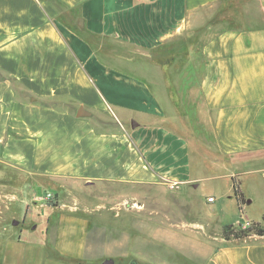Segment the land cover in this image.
I'll use <instances>...</instances> for the list:
<instances>
[{"label":"crops","instance_id":"obj_1","mask_svg":"<svg viewBox=\"0 0 264 264\" xmlns=\"http://www.w3.org/2000/svg\"><path fill=\"white\" fill-rule=\"evenodd\" d=\"M221 2L0 0V159L45 178L194 188L210 164L215 173L207 177L227 180L226 196L237 208L232 176L246 199L242 209L255 201L243 180L262 196L263 207L264 0H240L218 13ZM194 68L201 112L214 136V144L197 154L166 109L168 100L187 97L173 85L188 84ZM9 76L38 99L63 97L72 105L39 104L33 95L26 102ZM80 107L88 114L79 115ZM56 123L64 133L43 138ZM212 144L217 150L206 148ZM203 184L216 187L214 181ZM34 206L54 211L42 236L16 252L6 245L0 264H90L89 237L100 228L80 214L87 211L64 203ZM243 214L227 224L252 221L240 219ZM158 233L150 228L134 237L151 243L163 237ZM164 236L189 243L177 233ZM217 236L197 241L205 247L201 264H264V234ZM24 252L20 263L15 255Z\"/></svg>","mask_w":264,"mask_h":264},{"label":"rangeland","instance_id":"obj_2","mask_svg":"<svg viewBox=\"0 0 264 264\" xmlns=\"http://www.w3.org/2000/svg\"><path fill=\"white\" fill-rule=\"evenodd\" d=\"M239 3L240 0H232L231 3L222 0L216 9L218 13H226L234 5L238 7ZM164 55L171 56L169 52ZM196 70L194 68L190 72L188 84L178 82L173 85L178 93L187 91V97L168 100L170 104H166L168 113L177 117L176 122L180 130L190 139L194 154H197V151L203 153L204 146L208 143L214 144L209 117L201 112L203 108L195 82ZM8 81L16 88L17 96L24 101H30L29 96H34L15 78L9 76ZM33 101L39 104L45 102L55 107L72 105L70 99L63 97L42 100L34 96ZM131 123L129 121L127 125L130 126ZM54 126L52 129V125L50 128L46 127L43 138L54 140L58 138L59 131L64 133L63 124L61 130L58 129L57 123V129ZM54 130L57 131L56 134ZM213 144L206 148L217 150ZM208 166L202 174L199 186L194 188L191 185L178 187L166 183L134 184L113 180L92 184L68 177L45 178L26 171L19 164L0 159V260L6 245L11 252H16L18 247L28 245V240L42 236L41 230L46 225L47 218L53 217L54 211L44 207L37 209L35 203H64L76 205L79 210H86L87 212L80 214L92 219V222H89L91 227L100 228L94 232L91 240L89 237V245L92 248H87L86 253L90 256L89 259L91 258L88 262L90 264H102L106 258H111L113 264H129L131 260H135L137 264H201L203 260L200 253L205 251V247L197 241L206 242L208 238L216 235L221 237L220 227L234 223V220L242 215L235 202L226 196L227 180L207 177L215 173L210 164ZM209 181L216 184L212 190L203 184ZM241 183L248 195L254 194L255 201L242 210L245 214L240 216V219L247 216L252 221H260L264 214L262 196L257 198L255 189L250 186L248 180ZM208 196H212L214 201H208ZM218 196L221 197V206L216 207L215 200ZM56 215L59 219L60 213L57 212ZM12 219H17L18 224L13 225ZM36 223L33 231V225ZM196 226L202 229L195 228ZM150 228L157 230L163 237L151 240V243L138 242L134 236L146 235ZM166 233H177L182 236V241L189 243L167 242L164 236ZM18 237L22 242H16ZM12 241L14 243L11 244ZM25 256L26 252L22 256L15 255L20 263ZM9 258L12 262L15 259L12 256Z\"/></svg>","mask_w":264,"mask_h":264},{"label":"trees","instance_id":"obj_3","mask_svg":"<svg viewBox=\"0 0 264 264\" xmlns=\"http://www.w3.org/2000/svg\"><path fill=\"white\" fill-rule=\"evenodd\" d=\"M231 181L233 187V194L236 198L238 209L242 214L243 204L245 203L246 199L240 189L238 180L234 176H232ZM251 234H264V214L262 215L260 221H250L247 222L246 225L242 223H239L237 225L227 224L222 229V237L226 240L243 239Z\"/></svg>","mask_w":264,"mask_h":264},{"label":"water","instance_id":"obj_4","mask_svg":"<svg viewBox=\"0 0 264 264\" xmlns=\"http://www.w3.org/2000/svg\"><path fill=\"white\" fill-rule=\"evenodd\" d=\"M3 78V75L0 74V80ZM78 114L82 115V114H88V112H85L81 107L78 109ZM12 224L16 225L18 224V220L17 219H12ZM102 264H113V260L111 258H106L102 261ZM129 264H137L135 260H131Z\"/></svg>","mask_w":264,"mask_h":264},{"label":"built area","instance_id":"obj_5","mask_svg":"<svg viewBox=\"0 0 264 264\" xmlns=\"http://www.w3.org/2000/svg\"><path fill=\"white\" fill-rule=\"evenodd\" d=\"M171 186H178V183L177 182H173V184H171ZM48 195H51L50 193H48ZM207 200L208 201H213L214 198L212 196H208L207 197ZM247 223H245L244 225H246Z\"/></svg>","mask_w":264,"mask_h":264}]
</instances>
